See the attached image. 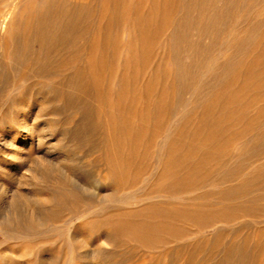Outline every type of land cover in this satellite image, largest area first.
Returning <instances> with one entry per match:
<instances>
[{"label":"bare ground","instance_id":"6f19581e","mask_svg":"<svg viewBox=\"0 0 264 264\" xmlns=\"http://www.w3.org/2000/svg\"><path fill=\"white\" fill-rule=\"evenodd\" d=\"M109 1L111 4L104 7L101 2L93 6L89 0H43L40 8L33 4L23 15V6L32 0H0V48L8 56V59L0 57V95L4 97L5 90L11 85L18 90L32 87L37 80L34 78L38 77L52 83L54 94L61 98L64 107L83 112L71 128L72 136L80 137L86 117L90 118L93 109L72 88L83 87L94 92L101 104L105 103L108 93L116 94L118 99L107 122L114 133V141H117L119 159L115 164L111 163L109 171L118 186L110 188L100 201L109 200V206L113 202L120 206L141 197L147 199V204H141L134 211H123L126 212L123 222L108 219V224L113 225L116 235H122L140 247L153 249L175 242L172 249L178 250L186 243L193 251L204 248L202 237L192 234L194 230L200 234L221 223L222 226L214 228L213 239L208 237V244H205L220 248L217 245L222 243L221 231L226 227L238 230L247 225V220H241L239 225L232 227L234 215L253 216L252 220L254 216H264V0H151L152 4L146 8H135L130 0ZM94 9L96 18L92 17ZM128 15H134L126 43L131 52L130 61L123 67L125 74L112 83L113 89L106 88V70L108 68L113 74L119 46L110 39L114 29H118ZM166 27L175 64L172 86L178 91L173 99L160 96L161 88L157 82L152 87L141 81V90L137 93L139 77L132 74L135 68H146L147 54L153 42L150 35L160 34ZM133 38L138 41V48ZM2 41L6 43L2 45ZM184 52L190 57L189 63L183 59ZM224 53L228 55L224 57ZM85 54H88V60L82 65L75 64V59H83ZM70 67L94 68L92 78L96 83H83L81 68L74 69V76H67ZM160 69L154 68L155 81ZM57 74L62 75L60 81H55ZM186 93L190 94L187 98ZM119 98H124L125 102L122 104ZM137 99H146V102L140 111V123L133 125L130 122L137 113L134 105ZM177 103L183 106L178 112L182 124L180 131L172 134L170 130L165 131L159 115L162 111H176ZM197 108L201 109V124L193 127L187 120ZM31 119L25 121V131L18 138L20 143L29 141L38 130L47 129L36 127L32 130L36 123L34 117L32 122ZM160 133L162 138L156 142L157 149L150 158L154 135ZM234 144L239 147L234 148ZM137 147L146 149L142 155L146 162L153 159L152 169L145 170L143 179L139 178L142 172L136 170ZM65 161L63 158L59 163L63 165ZM39 166L40 170L56 171L63 181L70 183L73 212L80 211L81 199L93 197L86 187L66 176L61 166L56 167L53 162ZM7 170L4 165L0 172L7 173ZM19 181L15 176L0 179V196L1 192H7L9 183ZM35 185L31 180L28 190L17 192L13 213L5 216L0 207L3 241L33 240L48 219L63 226L62 209L67 204L63 196L65 191L55 194L56 202L50 196L40 200ZM52 187L49 185L50 189ZM158 197L160 199L155 200ZM191 234L194 237H189ZM58 236L64 237L62 232ZM262 237L254 245L250 244L251 247L248 241L237 245L233 240L223 243L220 245L223 250L216 253L220 255L213 256L209 264H252L250 248H260ZM96 253L95 249L79 251V257ZM231 257L240 259L233 261Z\"/></svg>","mask_w":264,"mask_h":264},{"label":"rangeland","instance_id":"374dc122","mask_svg":"<svg viewBox=\"0 0 264 264\" xmlns=\"http://www.w3.org/2000/svg\"><path fill=\"white\" fill-rule=\"evenodd\" d=\"M42 1L43 0H32L30 3H25L23 9L21 10V14L24 13L23 15H25L26 11L24 10L33 4L35 7L40 8ZM89 1L93 4V6H96L98 2H101V5L104 7H108L111 4V1L109 0ZM130 1L133 2L132 5L135 8H146L152 4L151 0ZM92 17L96 18L95 9L93 10ZM127 17L128 18L126 21L121 26H119L118 29H114V35L112 34L110 39V42L114 41V43L116 45L118 44L119 46L115 53L116 65L113 69V74H110L111 72L108 68L106 70L108 75L105 73L107 76L104 80V85L106 88H111L112 83L116 82L120 75L125 74L123 67L128 63V61H130L131 52L126 47V43L130 37L129 31L134 23V15H128ZM167 28L168 27H166L165 30H163V32L160 34L150 35V40L153 38V42L151 43L149 49L150 53L148 52L147 54L148 59L145 65L146 68H135L134 71H132V74H136L139 77L137 80V93H139L141 90V81L148 82V85H151L152 87H155V83L157 82L156 84L159 86V88H161V97L163 96L165 99H173L177 96L178 91L172 86V82L174 80L173 71L175 64L171 58L170 43L167 38ZM189 36L193 38L192 35ZM132 40L138 48V41H136V38H133ZM4 43L6 42H1L2 45ZM4 51L5 50H1L0 48V57H3V59H8L7 53ZM224 54H221V56L224 55V57H226L228 55V53ZM183 59L187 63L190 61V57L187 56V53L185 52L183 53ZM86 60H88V54H85L83 59L81 57L76 58L75 64L82 65ZM155 67H161L160 71L158 72L157 81L154 80L153 76ZM70 68V72L67 69V76H74V69L81 68V70H83V83H96L95 79L93 80L92 78L94 68ZM61 77V74H57L55 75L56 80H54L60 81L62 79ZM34 79L37 80H34L35 85L32 87L18 90L15 89V87L13 88L11 85L5 90L6 93L4 97H1L0 95V151L2 147L5 148L4 150L2 149V152H0V171L4 165H6L9 170H7V173H4L3 171L2 173L0 172V179L3 180L4 178H7V176H15L17 180H20V183H9L7 185V192H1L0 207L2 213L5 214V216L6 214L13 213V203L14 201L16 202L18 200L17 192H19L20 189L23 191L28 190V182L33 180L35 184H37L35 185V193L40 200L46 199L50 196L53 197V200L56 202V199H54L55 194L57 196L61 192L65 191L63 196L66 199L67 204L66 207L62 209L64 223L63 226L60 227L58 223L53 224L49 219L46 220L45 227H42L41 230H39L40 232H38L33 240L22 238L20 241L14 242L7 240L3 241L4 239H2L0 236V248L3 246L0 249V264H192V262L193 264H209L214 259V257L220 255L216 253L219 250V252L223 250L221 246H223V243L225 242L233 240V244L236 243V245L241 242H249L248 245L251 247L261 235H263V240L264 216L259 218H255L254 216L252 220L251 218L253 216L250 218V216H245L241 213H238L231 218V226L235 227L243 220H247V225L238 230H232L234 228L226 227V229L221 231L219 235L221 239L220 241L222 243L219 242L221 244L217 246L220 248L217 249L211 245L205 244H208V237L212 236L213 239L212 233L214 232V228L217 226H222L221 223H216L214 226L204 229L201 231V235L199 232L197 233L194 230L195 234H192L194 236L198 234L203 239L202 247L204 246V248L201 250L197 249L199 250L198 252L197 250L192 251L193 247H188L190 245H187L186 243L178 250H174L172 248L174 247L175 242L167 243L165 246H158L159 248L157 247L153 249H147L145 247L136 245L133 241L128 240L122 235H116L118 233L115 234L113 225L108 224L107 220L112 219L116 221V223L123 222L126 219V212L123 211H134L141 204H147V199H141V197L140 199L137 198L135 200L128 201L129 203L124 205L122 203L120 204L121 207L114 202L112 203V206H109L111 203L109 200L100 201V198L105 197L111 191L110 188L118 186L117 184H114L109 171L111 163L115 164V161L119 159L117 141H114V133L107 122V119L109 118L108 115L114 111V105L116 102L115 100L118 99V96L114 93L112 95L108 93V95L111 96H107L108 98L106 99L105 103L101 104L94 92H89L83 87H73V92L76 95H81L93 109L90 118L86 117L85 128L80 132V137H73L71 128L75 126V124H77V122L81 119L83 112L70 106L64 107L65 105L61 98L54 94V87L52 83L44 79H40L39 77ZM20 81L23 84H27L26 81ZM184 96L187 98L190 96V94L186 93ZM119 100L122 104L125 102L124 98H119ZM145 102L146 99H137L135 101L134 105L137 113L130 124L138 125L140 123L139 115ZM176 109L177 110L174 112L170 110L162 111L159 115V119L164 121L163 128L165 131L170 130L172 134L180 131L179 127H181L182 124L178 112L183 109V106L178 104L176 105ZM2 111L5 113L3 112L2 114ZM35 111L37 114H35ZM199 111H201V109L197 108L196 113H191L187 120L189 125L196 127L201 124ZM27 114L29 117H27ZM25 117H27V119ZM31 117L32 119L33 117L35 118L33 122L36 123V126H32V130H34L36 127H47V129L45 128L46 130L41 131L38 130V134H33L29 141L20 143L18 138L24 133L22 131H25V121H28V119H31ZM23 118L25 120H23ZM32 119L30 122H32ZM95 123L97 126H95ZM45 124L47 126H45ZM21 127L23 129H21ZM45 131L47 135L45 134ZM48 132L51 133L50 136ZM41 133L47 137H41ZM161 134L162 133L159 135H154L152 146L149 149L150 158L154 156L153 151L157 149L158 144L156 142H160L162 138ZM37 135H39V138ZM38 142H41L42 144L38 145ZM233 147L238 148L239 145L234 144ZM145 150V148H136V152L138 154L136 170L140 171V173L142 172L139 177L140 179L146 177V174H144L145 170L152 169L153 159L150 160L149 158V160L146 162L142 157V155L145 153ZM63 158L66 159V164L62 165V163L59 162L62 161ZM48 162H53L56 167L61 166L62 170L65 169L63 172L66 174V176L77 180L81 186L86 187L92 193L91 195L93 197L89 200H83L80 198V211L73 212L71 210L72 202L70 201H72V198L69 194V190H72V187L70 183L68 184L66 180L63 181V178L54 170L52 172V170H49V168L46 171L40 170L38 168L40 167L39 164L45 166ZM148 163H150L149 166L147 165ZM11 169L14 170L12 171ZM14 174L18 175V177ZM71 175H74V177ZM148 183H150V181ZM47 184L53 185L54 188L52 187L50 189L49 185ZM158 199L160 198H155V200ZM54 201L53 203H55ZM235 217H237V219ZM248 218H250V220ZM60 232H62L64 235L62 239H60L58 236V233ZM204 232H206V235ZM107 233H109V236ZM192 234L189 237H194ZM263 241V245L260 246V248L255 250L250 248V252H252L250 256L251 259L253 258L251 261L252 264H264ZM210 243L212 242L210 241ZM261 247L263 248L262 250ZM3 248L5 251H2ZM214 248L215 250H213ZM94 249L98 252L95 255L81 258L79 257V251L91 252ZM212 250L214 252H212ZM232 258L233 257H231V259ZM238 258L240 259V257ZM238 258L234 257L232 260L239 261ZM203 260L205 261L203 262Z\"/></svg>","mask_w":264,"mask_h":264}]
</instances>
